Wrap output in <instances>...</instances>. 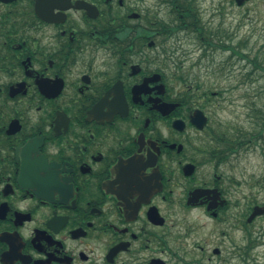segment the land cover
<instances>
[{
	"label": "flooded vegetation",
	"instance_id": "flooded-vegetation-1",
	"mask_svg": "<svg viewBox=\"0 0 264 264\" xmlns=\"http://www.w3.org/2000/svg\"><path fill=\"white\" fill-rule=\"evenodd\" d=\"M259 1L0 0V264H227L232 211L255 263L264 176L231 200L225 96L177 55Z\"/></svg>",
	"mask_w": 264,
	"mask_h": 264
},
{
	"label": "rangeland",
	"instance_id": "rangeland-1",
	"mask_svg": "<svg viewBox=\"0 0 264 264\" xmlns=\"http://www.w3.org/2000/svg\"><path fill=\"white\" fill-rule=\"evenodd\" d=\"M227 29L236 32L235 41L249 40L252 51H257L264 46V2H253L245 7L227 5ZM223 41V40H221ZM264 49V48H263ZM177 55L182 64V74L192 81L193 87L201 84L204 89L220 91L225 96L224 104L217 113L221 128L227 129L235 126L241 127L244 131L251 129L252 102L257 106H264V80L256 83L246 81L236 89H230L237 84V74L241 72V67H247L246 62L236 63L234 70L227 69V58L229 52L211 49L212 57H200L201 51L196 49L193 41L185 45ZM250 50V49H248ZM248 68V67H247ZM233 72V73H231ZM259 91V92H257ZM248 94L247 100L245 95ZM231 164L227 165V186L230 190L232 201H241L247 196L255 198L258 194L257 183L264 176V153L260 148L244 147L230 157ZM237 182L239 185H235ZM261 200V199H259ZM264 201V195L263 199ZM231 218L227 221V264H239L245 255L247 244L241 226L240 214L237 211L230 213ZM264 227V222H259L255 228ZM255 263L264 264V240L253 250ZM251 257V256H250ZM252 260L250 262H252ZM253 261V262H254Z\"/></svg>",
	"mask_w": 264,
	"mask_h": 264
},
{
	"label": "trees",
	"instance_id": "trees-1",
	"mask_svg": "<svg viewBox=\"0 0 264 264\" xmlns=\"http://www.w3.org/2000/svg\"><path fill=\"white\" fill-rule=\"evenodd\" d=\"M235 34L237 33L230 32L227 29V52L230 54L227 58V69L229 71L234 70L233 67L235 64L241 63L242 61L246 62L248 68L241 67V72L235 76L238 79L236 81L237 84L230 89L239 88L246 81L256 83L260 79L264 80V46L257 51H252L253 48H250L249 40L240 39L239 41H235ZM218 46L215 45V48L213 47L212 49L215 50ZM248 96V94L245 95L247 100L249 99ZM250 102H252V113L250 115L251 129L244 131L239 126H232V128L227 129V159H230L235 152L245 147L249 140L254 139L258 128L264 125V113L255 101ZM239 264H246V258L244 256Z\"/></svg>",
	"mask_w": 264,
	"mask_h": 264
},
{
	"label": "water",
	"instance_id": "water-1",
	"mask_svg": "<svg viewBox=\"0 0 264 264\" xmlns=\"http://www.w3.org/2000/svg\"><path fill=\"white\" fill-rule=\"evenodd\" d=\"M244 1H246V0H237V2L239 3V5H241ZM263 214H264V206H257L255 208L253 214L249 218V221H252L256 216L263 215Z\"/></svg>",
	"mask_w": 264,
	"mask_h": 264
}]
</instances>
